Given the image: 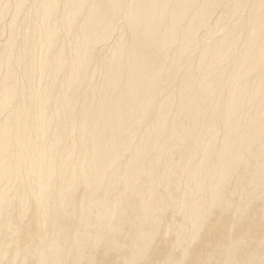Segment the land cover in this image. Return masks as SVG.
Returning <instances> with one entry per match:
<instances>
[{"label":"bare ground","instance_id":"bare-ground-1","mask_svg":"<svg viewBox=\"0 0 264 264\" xmlns=\"http://www.w3.org/2000/svg\"><path fill=\"white\" fill-rule=\"evenodd\" d=\"M244 182L264 193V0H0V264L4 229L26 233L29 211L42 239L20 264H78L100 246L111 264L120 233L125 264H150L168 212L197 263L184 243L198 223L222 236L255 220ZM244 246L228 241L220 264Z\"/></svg>","mask_w":264,"mask_h":264},{"label":"rangeland","instance_id":"rangeland-1","mask_svg":"<svg viewBox=\"0 0 264 264\" xmlns=\"http://www.w3.org/2000/svg\"><path fill=\"white\" fill-rule=\"evenodd\" d=\"M219 13V11H215L212 14ZM240 171V169H238ZM209 187V184H207L206 188ZM240 187L244 190V193L237 196V199L240 197L246 198V201L249 202V205L251 206L250 212L246 215H244V218H250L252 216L255 217V220L253 221H246L242 224V227L240 230L233 229L234 224L240 223L241 220L232 221L229 224L226 225V227L223 229L222 226L224 225L221 223L219 226L222 228V236L217 232L216 230H211L208 226V223H205L202 225L201 219L195 227V230L193 233L198 236L197 241L195 243H184V247H187L189 251L192 249V247L197 246L199 248H202L201 254L199 256V259L197 260V263L194 262L193 256H190L187 261L185 262L186 258L182 257V248H179L176 245V238L180 234L182 228V219L181 217H176L174 219L170 218V213H164L165 219L162 216L163 220V227L169 232L170 237L168 240V243L163 244L158 239L155 241L154 245L158 247L157 251H152L153 259L151 255H147V260L150 264H152V260L155 264H220L222 253L226 247V243L228 241H233L234 244H238L240 240H242L245 243V246L243 248H240L242 250V253L237 255L236 259L234 260L235 263L241 264V259H244L247 252L255 253L258 252V250H264V222L258 218V214L262 213V209L264 207V193L261 194L260 191H258L255 187H253L249 182H244L240 185ZM124 187H120L118 189V193L123 190ZM169 191H171L173 194L177 191V188L175 185H171L168 188ZM245 195V196H244ZM263 197L261 200H256L259 197ZM78 198L84 197L83 192L79 191L77 194ZM255 199V200H254ZM18 210V203L17 199H13L10 211L12 214L16 215ZM232 210V209H231ZM233 213L232 217L235 218L237 210H232ZM29 215L26 218L25 222H18L17 227L19 228V232L21 228L24 226V224L27 226L26 233L20 235L15 233V224H12V227H6L4 229V237L6 242H9V246L4 250L3 256H2V263L1 264H20L19 262V255L27 249L29 246L35 245L37 242H41L42 236L39 233L40 226L37 218L31 211L28 212ZM221 209L218 208V205H212L211 203H208L207 207V213L205 217L207 220H210L211 218H217L219 221L223 220L224 217L221 214ZM98 209L93 210V215L97 216ZM86 218L88 220V226L89 223L94 222V219L90 216L86 215ZM205 220V221H207ZM204 221V220H203ZM201 224V225H200ZM91 226V225H90ZM104 226L103 221L99 222V228L96 222L92 225L93 230H100V228ZM257 229H254L256 228ZM121 235V233H120ZM117 237L118 244L121 246V248L113 252L114 255H116V258L111 259V264H125L127 260L130 259V254H132V251L128 248H126V245L130 243L129 240L121 238V236ZM83 235L82 233H79L76 238H81ZM227 238V241H226ZM58 241L61 242V238H57ZM218 242L219 244L213 245L214 243ZM121 255V258L118 259ZM109 254L106 253V250L103 249L101 246L96 247L93 252L89 255L87 259H84L80 261L78 264H90L92 259H95L96 264H107ZM12 259L13 260L12 262ZM106 262V263H105ZM28 264H34L32 261ZM61 264H68L67 262H63Z\"/></svg>","mask_w":264,"mask_h":264}]
</instances>
